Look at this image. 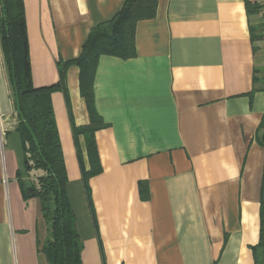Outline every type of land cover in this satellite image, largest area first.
Segmentation results:
<instances>
[{
    "label": "crops",
    "instance_id": "obj_1",
    "mask_svg": "<svg viewBox=\"0 0 264 264\" xmlns=\"http://www.w3.org/2000/svg\"><path fill=\"white\" fill-rule=\"evenodd\" d=\"M36 87L60 81L91 29L125 0H23ZM246 0H158L136 26V56L102 55L95 133L102 171L88 186L91 121L80 68L52 103L83 244L81 264H257L264 180V30ZM0 264H49L41 201L26 197L19 117L0 47ZM6 180V181H5ZM89 189V192H88ZM256 249V250H255Z\"/></svg>",
    "mask_w": 264,
    "mask_h": 264
},
{
    "label": "trees",
    "instance_id": "obj_2",
    "mask_svg": "<svg viewBox=\"0 0 264 264\" xmlns=\"http://www.w3.org/2000/svg\"><path fill=\"white\" fill-rule=\"evenodd\" d=\"M245 2L249 10L254 8L253 1ZM157 4L158 0H125L112 20L91 29L79 57L59 65L58 83L36 87L32 77L24 1L0 0V47L4 69L19 117L18 132L24 146L25 168L33 176L31 186L23 188V192L26 197L35 196L41 201L42 215L48 226L43 252L49 264H81L83 249L67 189L68 174L52 92L62 87L70 66L80 68V90L86 99L91 121L81 127L74 125L73 131L76 140L80 135L86 140L90 168L86 169L82 164V173L88 186L89 179L102 171L95 140L96 131L104 126L95 105L94 83L99 59L102 55L124 59L136 56V26L140 20L155 17ZM257 8L261 10L259 3ZM260 143L264 145V133ZM259 247L262 259L257 264H264V180Z\"/></svg>",
    "mask_w": 264,
    "mask_h": 264
},
{
    "label": "built area",
    "instance_id": "obj_3",
    "mask_svg": "<svg viewBox=\"0 0 264 264\" xmlns=\"http://www.w3.org/2000/svg\"><path fill=\"white\" fill-rule=\"evenodd\" d=\"M258 1H259V4L261 5L263 30H264V0H258ZM6 131L7 129L2 125L1 120H0V142L2 143V145L5 142Z\"/></svg>",
    "mask_w": 264,
    "mask_h": 264
}]
</instances>
